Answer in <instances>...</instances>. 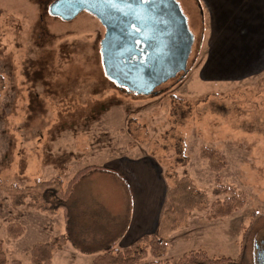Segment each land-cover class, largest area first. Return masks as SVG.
I'll list each match as a JSON object with an SVG mask.
<instances>
[{
  "label": "rangeland",
  "instance_id": "374dc122",
  "mask_svg": "<svg viewBox=\"0 0 264 264\" xmlns=\"http://www.w3.org/2000/svg\"><path fill=\"white\" fill-rule=\"evenodd\" d=\"M53 1L0 0V258L29 264L32 248L56 237L57 195L45 202L40 181L58 179L60 191L87 166L151 156L168 188L185 177L207 199L165 219L163 259L175 263L200 249L238 259L243 250L240 264H256V239L264 232V62L214 79L199 73L207 51L202 9L199 0H176L195 36L187 71L157 95H138L107 77L100 20L86 11L72 21L53 17ZM88 182L77 186L68 210L84 225V237L101 236L93 246L72 242L102 250L123 226L127 206L95 204ZM221 186L245 202L217 218L219 201L230 195L215 193ZM119 191L129 205L126 188ZM18 227L21 234L12 235Z\"/></svg>",
  "mask_w": 264,
  "mask_h": 264
},
{
  "label": "crops",
  "instance_id": "0c3cea01",
  "mask_svg": "<svg viewBox=\"0 0 264 264\" xmlns=\"http://www.w3.org/2000/svg\"><path fill=\"white\" fill-rule=\"evenodd\" d=\"M196 2L198 8L202 9L206 27L204 44L207 47L203 65L198 69L199 73H207L208 79H214L218 73H245L252 69H260V64L264 62V0ZM112 163L114 164H108L112 166H103L111 170L94 171L83 178L75 186L66 209L56 213L57 228L62 233L58 230L54 239L64 236L67 241L56 249L51 264H94L95 258L108 248L121 250L147 236L162 237L163 233H160L164 232L161 226L168 185L167 179L160 175L158 161L156 163L151 156L140 159L123 156ZM86 179L89 180L87 194L93 198L95 204L118 209L127 206L128 214L123 226L117 227L111 239L102 243V250L83 249L72 242L73 239H77L93 246L95 242L93 238L101 236L99 234L97 237L90 235L84 237L82 231L84 225L75 219V215H70L68 210V203L77 186ZM122 188H126L130 195L129 205L121 201L119 190ZM81 190L86 192L85 187ZM164 237L162 238L165 239Z\"/></svg>",
  "mask_w": 264,
  "mask_h": 264
},
{
  "label": "water",
  "instance_id": "95a60500",
  "mask_svg": "<svg viewBox=\"0 0 264 264\" xmlns=\"http://www.w3.org/2000/svg\"><path fill=\"white\" fill-rule=\"evenodd\" d=\"M89 12L105 27L101 41L107 77L138 95H157L156 89L186 73L195 36L176 0H54L53 17L72 21ZM264 232L256 239L258 249ZM256 264H264L256 255Z\"/></svg>",
  "mask_w": 264,
  "mask_h": 264
},
{
  "label": "trees",
  "instance_id": "16d2710c",
  "mask_svg": "<svg viewBox=\"0 0 264 264\" xmlns=\"http://www.w3.org/2000/svg\"><path fill=\"white\" fill-rule=\"evenodd\" d=\"M101 170H111L107 167L91 165L87 166L80 171H78L68 182L66 188L60 191L59 188L62 187V182L58 179H52L49 181L42 182L38 184L39 188H42L45 192L43 196L44 201L48 200V194L57 195V200L54 206V212L57 213L60 210H65L67 202L74 191L75 186L87 175L94 171ZM167 178V177H166ZM1 185V179H0ZM59 188H56V187ZM60 192L59 194H57ZM215 193L221 195L224 193H230L223 201H219V209L214 212V217H222L231 215L235 210L239 209L244 205L245 200L238 194L234 192L232 194V189L227 187H219L215 190ZM181 195L185 196V200L182 199V204L177 205V201ZM201 200L204 202L206 199V194L199 191L195 185L188 178H179L175 181L172 187L168 188L167 200L163 209L162 224H164L165 219L170 215H174L176 212L180 211L182 215L188 214L194 209H198ZM13 228V227H12ZM18 231L10 230L12 235L18 236L21 234L23 228L18 227ZM67 241L66 237L59 236L54 240L46 243H40L35 245L30 251V263L29 264H51L54 252L59 246H62ZM168 251V245L164 239L159 235H151L142 238L132 246L125 249H114L108 248L101 255L97 256L94 260V264H240L243 257L242 254L238 259H232L229 257H211L204 250H194L189 253L184 254L175 263L168 259H163ZM2 253V252H1ZM149 257H152L149 260ZM0 264H7L4 258H0ZM12 264H22L19 260H13Z\"/></svg>",
  "mask_w": 264,
  "mask_h": 264
},
{
  "label": "flooded vegetation",
  "instance_id": "af4514ba",
  "mask_svg": "<svg viewBox=\"0 0 264 264\" xmlns=\"http://www.w3.org/2000/svg\"><path fill=\"white\" fill-rule=\"evenodd\" d=\"M257 254L259 256V260L264 262V242L261 244V246L257 250Z\"/></svg>",
  "mask_w": 264,
  "mask_h": 264
}]
</instances>
